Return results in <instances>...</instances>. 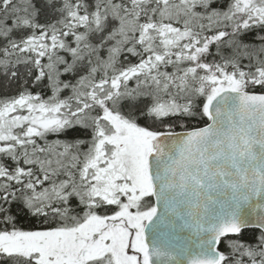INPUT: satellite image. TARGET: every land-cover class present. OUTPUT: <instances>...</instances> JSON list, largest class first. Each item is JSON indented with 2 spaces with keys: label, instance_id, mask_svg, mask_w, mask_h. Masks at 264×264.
<instances>
[{
  "label": "snow or ice",
  "instance_id": "snow-or-ice-1",
  "mask_svg": "<svg viewBox=\"0 0 264 264\" xmlns=\"http://www.w3.org/2000/svg\"><path fill=\"white\" fill-rule=\"evenodd\" d=\"M185 257L264 264V0H0V264Z\"/></svg>",
  "mask_w": 264,
  "mask_h": 264
},
{
  "label": "water",
  "instance_id": "water-1",
  "mask_svg": "<svg viewBox=\"0 0 264 264\" xmlns=\"http://www.w3.org/2000/svg\"><path fill=\"white\" fill-rule=\"evenodd\" d=\"M181 235L187 237V236H190V233H189L188 231H185V232L181 233ZM196 251H197V249L195 248L194 245L190 246V248H189V252H190L191 254H195ZM184 262H185V264H187V257L184 258Z\"/></svg>",
  "mask_w": 264,
  "mask_h": 264
},
{
  "label": "trees",
  "instance_id": "trees-1",
  "mask_svg": "<svg viewBox=\"0 0 264 264\" xmlns=\"http://www.w3.org/2000/svg\"><path fill=\"white\" fill-rule=\"evenodd\" d=\"M192 124H193V126H202L198 120H193ZM181 130H183V129L177 128V131H181Z\"/></svg>",
  "mask_w": 264,
  "mask_h": 264
}]
</instances>
